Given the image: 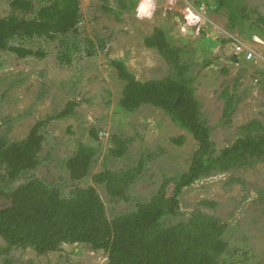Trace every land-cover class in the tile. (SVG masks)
<instances>
[{
  "label": "rangeland",
  "instance_id": "obj_1",
  "mask_svg": "<svg viewBox=\"0 0 264 264\" xmlns=\"http://www.w3.org/2000/svg\"><path fill=\"white\" fill-rule=\"evenodd\" d=\"M13 1L0 0V18H34L55 0H30V12L13 9ZM140 2L79 0L80 24L75 32L59 35L54 41L40 37L10 41L11 46L42 52L43 56L20 57L0 50V134L9 143L23 142L37 122L58 115L70 102L76 104L71 116L49 121L42 128L45 141L36 170L15 181L9 180L8 169L1 171L5 189L11 191L40 179L60 189L64 198H71L76 189L92 187L113 219L148 203L164 177H179L188 171L199 147L190 132L160 108L147 105L129 113L121 106L125 82L114 61L124 62L143 82L173 73L158 50L145 45V38L157 28L165 31L171 45L182 51V63L190 66L188 76L193 79L201 116L212 133L213 157L245 137L251 123L264 127V33L251 28L255 15L243 28L232 29L227 11L219 10L214 0H154L151 18L137 16ZM243 2L251 12L264 16V0ZM189 7L200 16L199 22L187 24ZM185 26L186 32L181 30ZM235 40L259 57L246 60L241 54L239 62H233ZM221 49L226 58L219 56ZM231 99L235 100L234 109L226 118L225 108ZM114 136L126 145L121 158L110 157ZM181 136L183 143L176 144L174 140ZM81 145L93 151L94 160L90 175L74 182L67 163ZM142 160L143 173L131 184L128 201L112 198L104 186L92 180L106 170L123 173ZM179 200V213L165 217L163 228L202 212L228 225L224 239L229 247L222 264H264V161L197 181L183 190ZM6 248L0 237V264L109 263L103 250L86 244L64 243L59 251L46 255L31 247Z\"/></svg>",
  "mask_w": 264,
  "mask_h": 264
},
{
  "label": "trees",
  "instance_id": "obj_2",
  "mask_svg": "<svg viewBox=\"0 0 264 264\" xmlns=\"http://www.w3.org/2000/svg\"><path fill=\"white\" fill-rule=\"evenodd\" d=\"M214 1L219 10L227 11L232 29L243 28L255 15L251 28L264 33V16L251 12L243 0ZM11 6L25 12L33 9L30 0H14ZM36 15L30 19L18 15L0 18V50L20 57L43 56L42 52L11 46L10 41L33 37L54 41L59 35L75 32L80 24L79 0H55ZM144 42L149 49L158 50L173 73L164 79L143 82L124 62L114 61L119 78L125 82L121 106L129 113L147 105L160 108L190 132L199 147L188 171L179 177H164L158 192L148 203H141L136 211L113 219L109 218L101 195L92 187L76 189L71 198H64L60 189L40 179H31L11 191L5 189L3 169H8L9 180L15 181L39 167L45 141L42 128L49 121L71 116L76 104L70 102L58 115L37 122L23 142L9 143L0 134V237L7 243L6 251L31 247L37 254L46 255L59 251L64 243H79L103 250L108 255V264H222L221 259L229 247L224 239L227 224L202 212H195L188 221L168 229L162 227V220L179 213L183 190L195 182L264 161V127L258 122L251 123L245 137L213 157L212 133L202 119L193 79L188 76L190 66L182 63V51L172 46L165 31L159 28ZM229 101L225 108L226 118L234 109L235 100ZM93 135L98 138L96 133ZM183 141L182 136L174 140L176 144ZM112 142L110 157H123L127 151L123 140L114 136ZM93 160V151L81 145L67 163L71 180L86 179ZM144 167L142 160L137 167L123 173L106 170L94 175L92 180L104 186L112 198L128 201L130 186L143 173Z\"/></svg>",
  "mask_w": 264,
  "mask_h": 264
},
{
  "label": "clouds",
  "instance_id": "obj_3",
  "mask_svg": "<svg viewBox=\"0 0 264 264\" xmlns=\"http://www.w3.org/2000/svg\"><path fill=\"white\" fill-rule=\"evenodd\" d=\"M154 10H155L154 0H141V2L137 6L136 13H137V16L139 18H144V17L151 18L152 15H153ZM186 12H187V15L185 17V20L187 21V24H192L194 22H199L200 21V16L197 15V14H195L192 11L191 7L187 8L186 9ZM181 30L184 31V32H186L187 31V27L185 26ZM254 39L259 40L258 37H254ZM236 42L238 43L240 41L237 40ZM237 45L238 44H236V46ZM236 46H235V53H233V55L236 54L238 56V59L240 60L241 54H237L236 53ZM244 47H245V45H244ZM237 50L239 51V49H237ZM247 52H249V51L248 50L246 51V48H245V53H247ZM245 53H243V56L246 59ZM253 53L255 54V52H253ZM248 58L251 59V54H249V57ZM255 58H256V55H255V57L253 59H255ZM253 59H251V60H253Z\"/></svg>",
  "mask_w": 264,
  "mask_h": 264
},
{
  "label": "built area",
  "instance_id": "obj_4",
  "mask_svg": "<svg viewBox=\"0 0 264 264\" xmlns=\"http://www.w3.org/2000/svg\"><path fill=\"white\" fill-rule=\"evenodd\" d=\"M237 49H239V51ZM236 53L237 54L245 53V47L241 42H238V45L236 46ZM249 54H251V59H253L255 57V54L252 51H249V52L245 53V57L247 60H251L248 58Z\"/></svg>",
  "mask_w": 264,
  "mask_h": 264
},
{
  "label": "water",
  "instance_id": "obj_5",
  "mask_svg": "<svg viewBox=\"0 0 264 264\" xmlns=\"http://www.w3.org/2000/svg\"><path fill=\"white\" fill-rule=\"evenodd\" d=\"M181 24H183V23H181ZM219 56H220V57H225V58H226V55H225L223 49L220 50V52H219ZM231 60H232L233 62H236V63L239 62L238 56H237L236 54L233 55V56L231 57Z\"/></svg>",
  "mask_w": 264,
  "mask_h": 264
},
{
  "label": "crops",
  "instance_id": "obj_6",
  "mask_svg": "<svg viewBox=\"0 0 264 264\" xmlns=\"http://www.w3.org/2000/svg\"><path fill=\"white\" fill-rule=\"evenodd\" d=\"M236 41H237V40H236ZM240 42H241V41H240ZM247 50H248V51H251V50L248 49V48L246 49V51H247ZM253 52H255V51H253ZM255 55H256V58H255V59H257V58L259 57V55H258L256 52H255ZM242 57H244V56L242 55ZM242 57H240V59H241ZM253 60H254V59H253Z\"/></svg>",
  "mask_w": 264,
  "mask_h": 264
},
{
  "label": "bare ground",
  "instance_id": "obj_7",
  "mask_svg": "<svg viewBox=\"0 0 264 264\" xmlns=\"http://www.w3.org/2000/svg\"><path fill=\"white\" fill-rule=\"evenodd\" d=\"M193 11V10H192ZM194 12V11H193ZM196 14V13H195Z\"/></svg>",
  "mask_w": 264,
  "mask_h": 264
}]
</instances>
